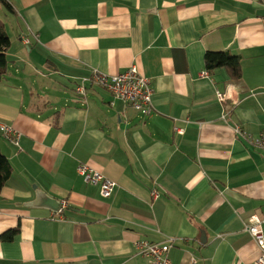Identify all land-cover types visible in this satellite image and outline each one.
<instances>
[{
  "label": "crops",
  "instance_id": "crops-1",
  "mask_svg": "<svg viewBox=\"0 0 264 264\" xmlns=\"http://www.w3.org/2000/svg\"><path fill=\"white\" fill-rule=\"evenodd\" d=\"M0 3L13 31L0 124L21 136L16 145L0 131L13 170L0 195V264H148L135 242L169 238L170 264H253L259 249L244 221L264 214V154L235 127L264 131V0ZM208 52L240 57L242 79L225 68L205 76ZM133 66L151 82V116L95 83L76 91L94 70ZM31 74L41 91L27 85ZM217 92H229L225 104ZM78 163L117 183L110 198ZM36 189L68 202L62 219L20 206Z\"/></svg>",
  "mask_w": 264,
  "mask_h": 264
},
{
  "label": "built area",
  "instance_id": "built-area-1",
  "mask_svg": "<svg viewBox=\"0 0 264 264\" xmlns=\"http://www.w3.org/2000/svg\"><path fill=\"white\" fill-rule=\"evenodd\" d=\"M204 75L209 76V72H204ZM88 82L107 89L116 100L122 102L125 108H132L143 116L148 117L156 112L152 99L153 90L151 82L148 78L143 77L135 66L126 72L113 76L94 70L90 79H85L77 86L76 91L78 94L86 96ZM228 96L229 92H217V98L223 104L227 102ZM223 118L225 119L226 115ZM0 131L5 140L19 145L21 136L12 126L0 124ZM235 132L243 136L249 144L264 154V131L256 137L239 127H235ZM77 172L83 177L85 183L99 185L100 194L103 198H110L112 196L117 186L114 180L107 178L84 163H78ZM151 196L157 198L159 195L156 190H152ZM68 205L67 201L61 202L58 212L55 213L59 220L63 218L64 210ZM244 231L253 238L259 249V255L253 264H264V214L253 215L247 221H244ZM175 241L174 238H169L164 244L160 245L148 241H139L135 242V248L141 257L150 260L148 264H170L169 252L174 247Z\"/></svg>",
  "mask_w": 264,
  "mask_h": 264
},
{
  "label": "trees",
  "instance_id": "trees-1",
  "mask_svg": "<svg viewBox=\"0 0 264 264\" xmlns=\"http://www.w3.org/2000/svg\"><path fill=\"white\" fill-rule=\"evenodd\" d=\"M12 45L11 39L6 31L5 23L0 20V82L5 80L9 73V60L7 52ZM205 64L208 72L215 69L225 68L233 82L242 79L241 58L229 52H208L205 55ZM55 126L59 124L58 118L54 121ZM13 174L12 167L5 155L0 150V195L4 186L8 183ZM20 227L9 230L2 234L3 241H12L14 236L19 233Z\"/></svg>",
  "mask_w": 264,
  "mask_h": 264
},
{
  "label": "water",
  "instance_id": "water-1",
  "mask_svg": "<svg viewBox=\"0 0 264 264\" xmlns=\"http://www.w3.org/2000/svg\"><path fill=\"white\" fill-rule=\"evenodd\" d=\"M259 15L264 17V11L259 12ZM35 193L36 197L33 201L25 204H20V206H25L28 208H46L54 213L58 212L61 202L53 199L47 193L41 190L36 189Z\"/></svg>",
  "mask_w": 264,
  "mask_h": 264
},
{
  "label": "rangeland",
  "instance_id": "rangeland-1",
  "mask_svg": "<svg viewBox=\"0 0 264 264\" xmlns=\"http://www.w3.org/2000/svg\"><path fill=\"white\" fill-rule=\"evenodd\" d=\"M9 16H10V14H9L8 11L5 9L4 5H2V4L0 3V20H2V21L5 23V22H7V21L9 20V18H8ZM9 30H11V28H9ZM9 30H8V32H9ZM11 31H12V30H11ZM12 32H13V31H12ZM12 32H11V33H12ZM11 33H10V37H13ZM41 80H42L41 76H38V75H34V76H33V74H31V78H29V79L26 81V83H27L28 86H29L31 83H33L34 88H36L38 91H41V90H42V89L40 88V87H41ZM36 82H37V84H36ZM51 89H52L53 92H54V93H52V94H54V96L57 97V99H53L52 102H53V103H59V102H60V100L58 99V96H59V95H56V94H57V91H56L55 86H53V88L51 87Z\"/></svg>",
  "mask_w": 264,
  "mask_h": 264
}]
</instances>
